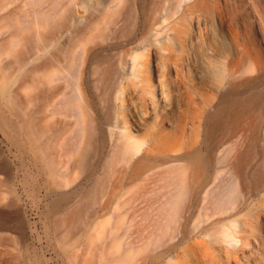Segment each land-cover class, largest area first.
<instances>
[{
	"label": "bare ground",
	"instance_id": "bare-ground-1",
	"mask_svg": "<svg viewBox=\"0 0 264 264\" xmlns=\"http://www.w3.org/2000/svg\"><path fill=\"white\" fill-rule=\"evenodd\" d=\"M12 1L0 0V224L20 228L17 243L25 195L46 204L68 258L83 241L85 264H134L123 217L94 215L106 195L146 197L157 264H264V64L238 29L232 44L210 29L234 0H160L134 36L145 0ZM247 1L264 22V0Z\"/></svg>",
	"mask_w": 264,
	"mask_h": 264
},
{
	"label": "rangeland",
	"instance_id": "rangeland-1",
	"mask_svg": "<svg viewBox=\"0 0 264 264\" xmlns=\"http://www.w3.org/2000/svg\"><path fill=\"white\" fill-rule=\"evenodd\" d=\"M145 1H147L146 7L142 6L141 3L137 6L138 18L133 29L130 31L131 36L138 34L142 30L147 20L153 16L155 10L154 5H157V2L160 0ZM22 3V0H14L9 3L8 10L18 9L22 6ZM161 3L165 6L169 3V0H162ZM210 26V29H212L218 37L226 36L229 43H231L232 39L231 29H238L240 31V42H245L250 45L253 57L259 63L264 64V34L259 32L260 28H264V22L259 19L255 12V7L249 1L234 0L233 5L226 11L223 21H214ZM121 49L122 47L117 44H112L110 47L106 48V53L111 57L112 62L118 61L121 55L119 52ZM52 50H54V48L50 46L49 51ZM142 52L145 56H142L141 59L143 61L149 59L148 52ZM44 55L46 54L41 52L39 56ZM149 72L153 76V71L151 69H149ZM199 86L206 91L205 95L207 96L214 93V90L210 88L206 79H200ZM178 112L177 110V115L176 112L174 113L177 117ZM185 136L187 138L189 137V139L198 137L197 132L190 123L185 128ZM234 139L236 138H231L224 146H228L230 142L233 143ZM0 145L6 150L1 140ZM1 165L2 158L0 156V167ZM12 168L15 167L13 166ZM2 176L0 172V179ZM2 190L3 186H0V191ZM128 200L130 202H128ZM126 202H128V204ZM21 204L24 208V214L30 221L28 222V226H26L28 245L24 247V245L21 246L17 243L16 238L21 230L14 222L5 225L0 224V237L3 236L4 238L0 240V264H85L86 260L89 258V254L86 256L88 248L83 241L78 243L80 247L77 250L78 254H76L77 257H75V259L72 260L68 258L67 254L63 253L61 246L54 236L52 227L53 218L52 214L49 213V210L45 206L46 204L43 203L41 207L37 208L32 204L31 199L27 198L25 195L21 198ZM150 204L151 200L146 197L132 201L129 196L106 195L100 198L98 206L96 207L97 214L94 215L95 219L101 222H107L106 220L108 219L110 221L109 227L112 226V221H114L115 218L119 216L120 218L123 217L118 235L121 237V241H123L122 243H124L125 247L127 244L131 243L134 249H137L134 264H157L156 261L153 260L155 254L154 249L146 251L151 259L146 262L143 260L146 254L143 248L148 234L153 229L152 217H154V211L148 210ZM117 205L118 208L116 207Z\"/></svg>",
	"mask_w": 264,
	"mask_h": 264
}]
</instances>
